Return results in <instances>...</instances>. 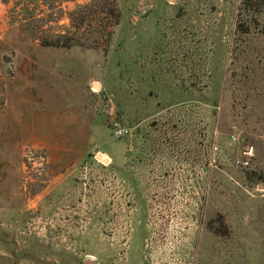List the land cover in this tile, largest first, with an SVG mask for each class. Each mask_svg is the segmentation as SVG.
Here are the masks:
<instances>
[{"label": "rangeland", "instance_id": "rangeland-1", "mask_svg": "<svg viewBox=\"0 0 264 264\" xmlns=\"http://www.w3.org/2000/svg\"><path fill=\"white\" fill-rule=\"evenodd\" d=\"M90 1L0 0V264H264V13L115 0L39 46Z\"/></svg>", "mask_w": 264, "mask_h": 264}, {"label": "trees", "instance_id": "trees-1", "mask_svg": "<svg viewBox=\"0 0 264 264\" xmlns=\"http://www.w3.org/2000/svg\"><path fill=\"white\" fill-rule=\"evenodd\" d=\"M65 1L72 2L74 0ZM240 4L246 11H254L257 14L264 13V0H240ZM101 16L106 17V23L92 28V21ZM120 16L121 13L115 0H91L88 4L78 7L71 14H68L71 27L75 30V35L65 33L55 35L49 39L43 36L39 39V46L47 49H71L74 47L96 49L94 46L82 43L78 39L80 37L77 34L80 35L79 32L81 30L82 32L89 30L94 36L105 35L104 37L108 41L113 34L110 30L119 24ZM84 24L85 28L82 27Z\"/></svg>", "mask_w": 264, "mask_h": 264}, {"label": "built area", "instance_id": "built-area-1", "mask_svg": "<svg viewBox=\"0 0 264 264\" xmlns=\"http://www.w3.org/2000/svg\"><path fill=\"white\" fill-rule=\"evenodd\" d=\"M114 132H115V135L117 137L118 136H121L124 133H126V131L119 130V128L114 129ZM237 164L240 165V166H242V167H244V166H247L248 162L247 161H238Z\"/></svg>", "mask_w": 264, "mask_h": 264}, {"label": "water", "instance_id": "water-1", "mask_svg": "<svg viewBox=\"0 0 264 264\" xmlns=\"http://www.w3.org/2000/svg\"><path fill=\"white\" fill-rule=\"evenodd\" d=\"M83 264H96V263L88 260V261L83 262Z\"/></svg>", "mask_w": 264, "mask_h": 264}, {"label": "flooded vegetation", "instance_id": "flooded-vegetation-1", "mask_svg": "<svg viewBox=\"0 0 264 264\" xmlns=\"http://www.w3.org/2000/svg\"><path fill=\"white\" fill-rule=\"evenodd\" d=\"M128 181L130 182V183H134V181H135V179H133V177H132V179H128ZM138 198V197H137Z\"/></svg>", "mask_w": 264, "mask_h": 264}, {"label": "crops", "instance_id": "crops-1", "mask_svg": "<svg viewBox=\"0 0 264 264\" xmlns=\"http://www.w3.org/2000/svg\"><path fill=\"white\" fill-rule=\"evenodd\" d=\"M68 50V49H67ZM71 50V49H70ZM70 50H68V51H70ZM62 72V71H61Z\"/></svg>", "mask_w": 264, "mask_h": 264}]
</instances>
